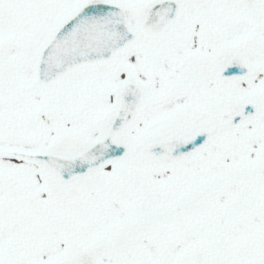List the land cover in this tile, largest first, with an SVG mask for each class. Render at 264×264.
<instances>
[{"label": "snow or ice", "instance_id": "1", "mask_svg": "<svg viewBox=\"0 0 264 264\" xmlns=\"http://www.w3.org/2000/svg\"><path fill=\"white\" fill-rule=\"evenodd\" d=\"M0 264H264V0H0Z\"/></svg>", "mask_w": 264, "mask_h": 264}]
</instances>
